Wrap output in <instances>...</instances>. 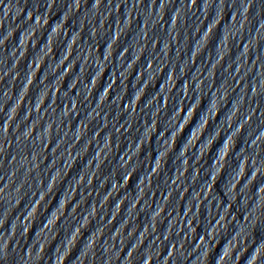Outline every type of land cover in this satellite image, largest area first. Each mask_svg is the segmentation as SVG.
I'll list each match as a JSON object with an SVG mask.
<instances>
[{"label":"water","instance_id":"95a60500","mask_svg":"<svg viewBox=\"0 0 264 264\" xmlns=\"http://www.w3.org/2000/svg\"><path fill=\"white\" fill-rule=\"evenodd\" d=\"M0 264H264V0H0Z\"/></svg>","mask_w":264,"mask_h":264}]
</instances>
